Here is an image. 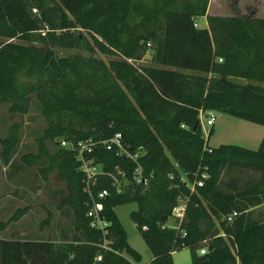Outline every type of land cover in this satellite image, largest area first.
<instances>
[{
  "label": "trees",
  "instance_id": "obj_1",
  "mask_svg": "<svg viewBox=\"0 0 264 264\" xmlns=\"http://www.w3.org/2000/svg\"><path fill=\"white\" fill-rule=\"evenodd\" d=\"M208 2L0 0V105L26 114L32 98L38 101L47 123L39 152L48 153L44 141H56L47 170L66 185L62 204L74 230L70 241L58 244L0 239V264H136L140 255L114 211L128 203L137 205L130 218L151 253L148 264H174L172 254L183 249L190 250L191 264H264V225L248 219V211L264 203V139L256 150L209 148L199 119L215 111L264 127V18L209 15ZM203 17L205 28L195 26ZM54 47L114 59L57 58ZM147 52L154 66L138 70L128 62ZM115 134L131 150H145L139 163L146 185L134 182L135 164L102 146L94 152L102 172L88 184L76 152L60 146L61 140L99 144ZM213 134L211 128L208 139ZM18 142L15 126L0 135L5 163ZM115 167L127 175L121 193L109 176ZM229 167L260 172L262 179L225 192L220 182ZM204 171L208 180L190 193L182 175L192 184ZM103 190L107 196L98 199ZM92 198L103 205L106 232L90 227ZM178 199L187 201L185 216L178 229L169 228ZM231 214L236 217L227 223ZM9 221L0 222V230ZM203 247L208 253L199 255Z\"/></svg>",
  "mask_w": 264,
  "mask_h": 264
},
{
  "label": "rangeland",
  "instance_id": "obj_2",
  "mask_svg": "<svg viewBox=\"0 0 264 264\" xmlns=\"http://www.w3.org/2000/svg\"><path fill=\"white\" fill-rule=\"evenodd\" d=\"M236 2V0H220L219 4L210 7L209 15H242V13L249 12L246 5ZM258 9L264 11V6H259ZM196 23L199 28H205V17L198 19ZM0 42H5V39L0 38ZM53 52L57 58L91 56L105 63L114 59L97 50L86 52L78 48L54 47ZM130 64L138 70L154 66L150 60L149 52L142 60L131 61ZM232 81L242 85H259L244 79H232ZM210 115L215 118L212 127L206 125V120L209 118L208 113L202 114L200 117L203 135L209 148H218L220 145H236L256 150V146L243 142V137L248 136L247 133L243 134V131L236 125L229 127L228 122H242L264 130L263 126L216 112H212ZM14 126L18 128L19 142L8 163L3 161L0 147V222L9 221L14 215L21 214L20 217L9 221L0 230V239L52 242L54 244L70 241L74 234L73 216L71 211L62 204L67 188L64 181L58 177L56 170H47L50 162L49 157L56 150V141H44L48 153L44 155L39 152V143L47 123L35 98H32L29 111L26 114H13L8 110L7 105H0L1 137H6L8 130ZM215 126L216 134L208 139L209 130L214 129ZM256 134L261 135V138L264 139V133ZM241 135L244 136L241 137ZM37 156H39L38 160L35 159ZM30 157L35 158L33 160ZM261 179L260 172L240 167H229L222 173L220 188L225 192H233L235 188L234 192H236ZM136 210V203H128L117 206L114 211L126 232L129 245L140 255V261L137 264H147L151 253L130 218V213ZM248 219L250 223L256 222L264 225V203L251 208L248 211ZM167 223L169 226L175 224L171 219ZM214 224L216 227L218 226L217 221ZM174 262L175 264H191L190 250L179 251L174 256Z\"/></svg>",
  "mask_w": 264,
  "mask_h": 264
},
{
  "label": "built area",
  "instance_id": "obj_3",
  "mask_svg": "<svg viewBox=\"0 0 264 264\" xmlns=\"http://www.w3.org/2000/svg\"><path fill=\"white\" fill-rule=\"evenodd\" d=\"M197 26V23L194 24ZM131 63V60H128ZM208 113V117L206 120V125L208 127L214 126L215 118L214 116ZM60 146L63 148H71L74 152H76V161L79 164V170H81L88 180H91L95 175L100 174L102 172V167L100 164H95V156L94 152L98 146H102L106 150H114L116 155L122 157L133 164H135L134 169V182L136 184L146 185L147 178L143 176V169L139 163V159L145 154V150L142 147L131 150L129 146L125 145L122 141L121 134H115L112 138L108 140H104L99 144L92 142L91 140L80 141L77 144H72L71 142H66L65 140L60 141ZM96 168H99L98 170ZM110 179L112 181V185L116 189L117 193H121L124 187V183L127 179L126 172L124 170L119 169L118 167L114 168V173H112ZM209 175L206 171L201 173L197 179L194 180L192 184H189L185 178V175H182L180 179L181 182L190 190V193L196 191L197 188H202L204 186V182L208 180ZM172 179V177H170ZM88 184L87 188H88ZM107 191H101L97 197L98 199H103L107 196ZM187 201L184 199H178L177 205L172 209L170 219L175 223L173 226H169L167 223V227L178 229V225L182 222L185 216ZM103 211V205L101 202H95L92 198L91 206L87 212V217L90 219V227L102 232H106V228L109 226V223L101 217V212ZM235 215H229L225 218L227 223H231L235 219ZM105 248V245H103ZM199 255H205L208 253L207 248L203 247V249L198 250ZM101 258L98 257L97 261H100Z\"/></svg>",
  "mask_w": 264,
  "mask_h": 264
},
{
  "label": "crops",
  "instance_id": "obj_4",
  "mask_svg": "<svg viewBox=\"0 0 264 264\" xmlns=\"http://www.w3.org/2000/svg\"><path fill=\"white\" fill-rule=\"evenodd\" d=\"M236 1H237L236 3L244 4V5H246L248 7L249 12L248 13H242V15L253 14L255 17L264 18V11H262V10L260 11L258 9L259 6L260 7L264 6V0H236ZM219 3H220V0H209L208 6H207V14H210L209 13L210 12V7L212 5L219 4ZM212 112H215V111H207L206 113H212ZM216 113H218V112H216ZM202 114L203 113H200L199 119L202 116ZM228 124H229V127L236 125L240 130L243 131V134L244 133H247L246 135H248V136L243 137L244 138L243 142H245L246 144L251 145V146H256L255 147L256 149L258 148V146H259V144H260V142H261V140L263 138H261V135L258 136L256 133H261V132L264 133L263 132L264 131L263 129L256 128V127L251 126V125H247V124L242 123V122H236V123L228 122ZM204 134H205V131H204ZM214 134H216V126L214 128ZM242 136H244V135H241V137ZM251 150H253V149H251ZM177 253L178 252H175V253L172 254V259H173V263L174 264H175V262H174V256ZM150 259H151V255H150ZM150 259H149V261H150ZM148 262H147V264H148Z\"/></svg>",
  "mask_w": 264,
  "mask_h": 264
}]
</instances>
